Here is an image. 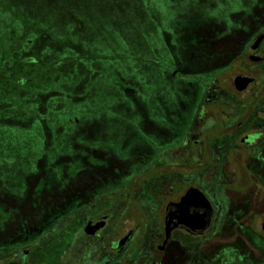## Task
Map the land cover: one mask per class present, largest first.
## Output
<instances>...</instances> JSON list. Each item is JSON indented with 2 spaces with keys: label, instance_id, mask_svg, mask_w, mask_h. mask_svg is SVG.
<instances>
[{
  "label": "flooded vegetation",
  "instance_id": "1",
  "mask_svg": "<svg viewBox=\"0 0 264 264\" xmlns=\"http://www.w3.org/2000/svg\"><path fill=\"white\" fill-rule=\"evenodd\" d=\"M234 24L161 30L140 85L108 100V125L94 114L75 152L0 181V264H238V229L254 227L238 194L264 198V0ZM184 212L203 228L166 237V216ZM243 239L264 264V236Z\"/></svg>",
  "mask_w": 264,
  "mask_h": 264
},
{
  "label": "rangeland",
  "instance_id": "2",
  "mask_svg": "<svg viewBox=\"0 0 264 264\" xmlns=\"http://www.w3.org/2000/svg\"><path fill=\"white\" fill-rule=\"evenodd\" d=\"M254 1L0 0V71L28 79L20 87L16 79L10 85L0 82L4 189H12L7 183H15L16 176L23 180L33 163L41 161L43 167L47 158L75 152L77 126H92L94 114L100 115L99 124L108 125V100L121 92L119 83L140 85L143 60L156 50L157 36L185 28L186 22L190 29L227 32ZM57 160L59 168L63 159ZM246 193L238 194L239 202L246 198L238 203L243 210L238 220L254 227L238 229V249L243 250L238 264L252 262L248 253L257 257L243 237L248 232L264 236L256 217L264 215V198L257 207L258 197ZM235 236L234 229H227L222 238L228 242ZM218 241H211L212 247Z\"/></svg>",
  "mask_w": 264,
  "mask_h": 264
},
{
  "label": "water",
  "instance_id": "3",
  "mask_svg": "<svg viewBox=\"0 0 264 264\" xmlns=\"http://www.w3.org/2000/svg\"><path fill=\"white\" fill-rule=\"evenodd\" d=\"M180 219H177L172 213H169L165 219V232L166 237L170 235V231L178 225V223H183L187 226L188 231H196L197 229H202L205 225V219L202 216L196 215L192 212H184L180 214Z\"/></svg>",
  "mask_w": 264,
  "mask_h": 264
},
{
  "label": "trees",
  "instance_id": "4",
  "mask_svg": "<svg viewBox=\"0 0 264 264\" xmlns=\"http://www.w3.org/2000/svg\"><path fill=\"white\" fill-rule=\"evenodd\" d=\"M17 82V86L16 87H20V84L25 83L26 79L25 77H21V76H14V74L12 73V71H8V72H3L2 70L0 71V82L4 83L5 85H10V82L12 80H15ZM15 87V85H14Z\"/></svg>",
  "mask_w": 264,
  "mask_h": 264
}]
</instances>
